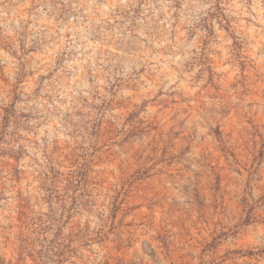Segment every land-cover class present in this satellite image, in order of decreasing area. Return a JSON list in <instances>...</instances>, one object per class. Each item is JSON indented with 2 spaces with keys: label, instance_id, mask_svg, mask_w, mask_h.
<instances>
[{
  "label": "rangeland",
  "instance_id": "rangeland-1",
  "mask_svg": "<svg viewBox=\"0 0 264 264\" xmlns=\"http://www.w3.org/2000/svg\"><path fill=\"white\" fill-rule=\"evenodd\" d=\"M151 2L171 3L159 26L171 29L172 43L160 64L127 74L113 63L115 53L97 47L108 29L90 24L79 0H30L13 23L0 14V243L27 241L32 264H76L83 253L92 259V245L103 253L95 264H156L151 244L135 236L143 225L128 219L132 188L120 202L110 198V185L129 179L116 164L118 151L132 134L153 128L141 116L148 104L117 99L121 93L162 72L168 91L162 86L156 96H166L159 110L170 116L168 109L195 113L229 94L256 100L264 92V0ZM50 65L62 75L45 84ZM33 77L30 95L18 90ZM132 77L138 84L128 83ZM137 243L142 254L132 251ZM110 245L116 255L107 256ZM0 260L13 264L8 252Z\"/></svg>",
  "mask_w": 264,
  "mask_h": 264
},
{
  "label": "clouds",
  "instance_id": "clouds-1",
  "mask_svg": "<svg viewBox=\"0 0 264 264\" xmlns=\"http://www.w3.org/2000/svg\"><path fill=\"white\" fill-rule=\"evenodd\" d=\"M29 5L30 0L24 5L0 0V14L13 23ZM77 6L86 10L90 24L102 26V32L108 29L97 47L107 46L110 55L115 53L113 63L123 64L126 74L132 68H151L165 59L163 52L172 43L171 29L159 26L164 23L159 20V12L167 16L171 3L105 0L99 4L96 0H79ZM81 63L87 64V60ZM46 72L51 75L45 84L57 82L62 75L52 65ZM150 75L146 71L139 80ZM161 75L157 74L150 84L146 81L139 91L117 96H126L130 104L146 102L148 112L141 116L155 130L146 128L141 134H132L118 151L116 164L121 176L129 179L127 185L113 182L110 198L120 202L132 188L130 202L136 207L130 209L128 219L143 225L136 229L135 236L151 244L156 264H264V92L256 100L229 94L222 105H204L195 113L168 109L171 115L166 116L159 109L163 107L160 102H167V98L156 96L164 86ZM22 81L16 82L18 90L30 95L35 78ZM128 83L138 84V80L132 77ZM5 87L0 81V89ZM164 90L168 88L164 86ZM153 105L157 106L155 112ZM137 127L145 125L137 122ZM101 212L106 216L103 209ZM101 226L100 222L93 223L94 228ZM0 241L4 237L0 236ZM89 251L92 259L82 250L76 264H95L103 254L95 245ZM132 251L140 253V243ZM4 252L10 253L13 264H32L25 240L0 243V255ZM106 252L107 256L116 255L111 245Z\"/></svg>",
  "mask_w": 264,
  "mask_h": 264
}]
</instances>
